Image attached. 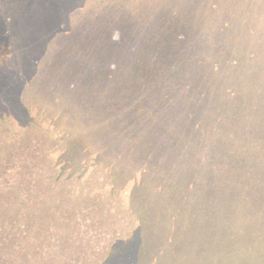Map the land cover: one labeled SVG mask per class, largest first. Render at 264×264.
<instances>
[{
	"label": "trees",
	"instance_id": "1",
	"mask_svg": "<svg viewBox=\"0 0 264 264\" xmlns=\"http://www.w3.org/2000/svg\"><path fill=\"white\" fill-rule=\"evenodd\" d=\"M114 104L126 111L96 127ZM43 112L71 135L90 124L91 171L109 168L110 199L71 222L76 264H264V0H0V129L12 119L45 139L28 127ZM70 162L54 177L23 168L62 190L90 177ZM4 183L0 264H57L66 250L41 249L42 233L69 230L65 201L20 208L28 186ZM96 234L109 239L98 251Z\"/></svg>",
	"mask_w": 264,
	"mask_h": 264
},
{
	"label": "rangeland",
	"instance_id": "2",
	"mask_svg": "<svg viewBox=\"0 0 264 264\" xmlns=\"http://www.w3.org/2000/svg\"><path fill=\"white\" fill-rule=\"evenodd\" d=\"M4 52L7 53L8 50L4 48ZM11 73V71H10ZM95 90V89H94ZM91 91L92 95H100V98L104 102V88H101L99 91ZM115 93V92H114ZM114 93H107L108 98L111 97ZM68 96V100L70 98V95ZM63 97V96H62ZM14 100L19 101V98H15ZM13 100V101H14ZM72 100V99H71ZM83 100V99H82ZM81 100V101H82ZM71 102V101H70ZM92 106L88 105L84 107L83 114H87L90 112V108ZM103 107V106H100ZM97 108L100 110V115L98 113L99 122L98 124H94L98 128H104L108 124V119L114 118L112 115L116 113V109H118L121 113L125 112L124 106L114 104L113 107L108 108L106 105H104L103 108ZM72 109L73 106H72ZM36 110V109H35ZM32 110V113H35L36 111ZM78 110L75 109L74 113L77 115ZM44 113V112H43ZM118 113V112H117ZM76 117V116H75ZM71 115H65L62 116V118L65 119V121H72V119L75 118ZM55 119V118H54ZM52 117H48L46 113H44V116H40L37 114H33V119L28 125V127L34 131L38 129L40 126L41 131H44L45 139L42 138V136H38L35 133H31L29 136V133H26L24 135L21 133L18 124H16L12 119L8 120L4 127L0 129V187L5 186V183L7 185H16L18 187L28 186L27 190H24L23 194H26V197L22 199L20 197V192L15 194L16 199L11 197V205H17L20 208H32L36 206H48V210L50 209H57L56 203L65 201L63 203L65 214L70 215L69 221L67 223L69 230H65L60 228L59 224L57 225H48L47 227L52 228L51 232L47 229L44 225V230L42 233V236L45 238V242L43 244L44 251H62L66 250L64 253V256H62V260L59 261L57 264H76V260H78L80 255H77V257H74V252H70L73 250L72 245L70 247L67 246V241L72 240L75 238V233L71 231V229L75 230L74 223H76L77 219H80V221H83L84 225H87L88 223H91L92 218L94 214L96 213L97 199L101 200L103 203H107V201L110 199V189H109V182H108V173L107 170L109 169L108 166L104 167L103 169H98L95 171H91V168L93 167V159L96 160V154L95 151L100 150V145L97 142H94L90 140L92 137V134H90L92 128H90V124L83 125L81 127L80 134L75 133L73 135L69 134L67 131L63 130V127L61 126L60 122L56 119L54 120ZM61 121L64 123L65 121L61 119ZM91 122V121H90ZM92 125V122H91ZM2 127V126H1ZM95 128L94 126H92ZM20 130V131H19ZM42 135V134H41ZM21 138V139H20ZM77 143H80V146L83 148L80 152L73 150L74 146L77 145ZM96 143V144H95ZM26 159L32 161L34 164V174H37L36 171L40 174V169L43 173V175L47 172V175L50 173L51 177H54L56 172H54L51 168L53 165L57 167V169H62L63 172L67 173L70 170H72L71 162L70 160L79 159L80 161H84L85 166L84 168L86 171L85 174L90 173V177L86 178L82 173H80L82 176H80L81 180L77 181L75 177L69 179L72 186H68L61 190L59 185H55L52 182H37L32 181V179L29 177V175H33L31 170L30 172H27L23 168V161ZM69 160V161H68ZM97 161V160H96ZM70 162V163H69ZM99 167V166H98ZM83 168V169H84ZM47 169H50L47 171ZM81 169V168H80ZM107 169V170H106ZM91 171V172H90ZM81 172V171H79ZM42 175V176H43ZM66 176V175H65ZM44 177V176H43ZM34 178V177H33ZM98 178H104V182H97L98 187L92 185V187H87L86 183L87 181L91 180H97ZM36 179V178H34ZM40 178L39 180H41ZM37 180V179H36ZM83 180V182H82ZM22 182V185H18V182ZM31 181L32 183H27ZM26 184H23V183ZM52 185V186H51ZM102 186V187H100ZM36 188V189H35ZM65 190L67 193L65 195L62 194V191ZM124 190H127V187H125L123 190L119 191L120 193H115L112 198L117 199L118 194L124 193ZM16 192V190H15ZM44 192H51L50 195V203L45 201L37 200L40 199L41 196H45ZM12 195V194H11ZM63 195V197H62ZM61 199V200H60ZM53 202V203H52ZM104 207V205H102ZM93 208V210H91ZM44 207L42 208V211H44ZM47 210V212H49ZM66 219L68 218L65 216ZM44 218V217H43ZM48 218V214L45 215L44 222L50 219ZM115 218V216H114ZM30 220V218H29ZM28 222V221H25ZM73 223V226L71 224ZM55 224V223H54ZM111 226H114V223L111 222ZM91 231H94L93 226L89 225ZM66 231H68L69 234H66ZM88 234H91L90 231H88ZM98 235V234H96ZM92 237V235H90ZM98 248L97 251L104 246H108L109 239L104 237L102 234L98 235V238H96ZM101 241L102 244L99 243ZM58 247V248H57ZM66 247V248H64ZM93 253L91 256L88 255V257H94L95 254ZM72 255L71 257L67 256ZM47 260V257L45 258V261ZM94 260V258H93ZM43 264H51V263H43Z\"/></svg>",
	"mask_w": 264,
	"mask_h": 264
}]
</instances>
